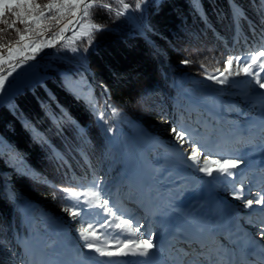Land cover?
Returning a JSON list of instances; mask_svg holds the SVG:
<instances>
[{"label": "trees", "instance_id": "trees-1", "mask_svg": "<svg viewBox=\"0 0 264 264\" xmlns=\"http://www.w3.org/2000/svg\"><path fill=\"white\" fill-rule=\"evenodd\" d=\"M141 1L123 0L125 10L120 0H91L110 6L82 14L100 30L75 42L77 53L51 59L44 80L16 93L12 106L0 105V166L11 170L9 182L0 175V264H22L23 249L32 257L66 239L62 222L77 236L83 219L65 211L74 201L62 190L116 180L126 156L137 159L120 128L162 140L201 122L206 114L185 94L228 107L198 87L234 96L232 82L209 77L245 43L264 39V0H146L136 8ZM17 39L3 24L0 50Z\"/></svg>", "mask_w": 264, "mask_h": 264}, {"label": "rangeland", "instance_id": "rangeland-1", "mask_svg": "<svg viewBox=\"0 0 264 264\" xmlns=\"http://www.w3.org/2000/svg\"><path fill=\"white\" fill-rule=\"evenodd\" d=\"M32 2L43 6L49 3L62 4L67 2L70 4L71 0H32ZM141 4L144 7L146 0H142ZM37 11H43L46 18L41 20L39 27H36L34 23L29 24L28 27L31 31L26 34V39L39 43L41 45L40 50L32 52L30 49L21 48L19 52L14 53L16 59L11 61L7 59V48L5 47L0 50L2 51L0 55H3L5 58V63L0 65V70L10 64L16 63L19 65L15 67V70L9 68L0 74L7 76L3 89H0V105L6 104L12 106L10 100L16 93L25 86H31L35 82L43 81L47 75L46 69L51 65V59L63 56L62 53L66 55L68 53H77L78 49L72 46L92 30V27H90L93 25L91 21L81 16L70 34H68L69 36L67 35L68 39H65L67 36L65 37L64 35L70 24L69 22H72L77 17L79 9L68 7L62 13L55 9L49 10L43 8ZM13 19L12 14L7 13L0 19V29L5 24L3 20L11 23ZM66 25L67 27H65ZM16 27L23 32L25 25L17 21ZM18 40L19 36L11 45H15ZM262 45H264V40L251 48L247 47L246 43L243 45L241 56H239L241 68L249 55H255L258 51H264ZM37 55H44V57L36 60H23L24 62L20 63L22 57ZM18 57L20 58L17 59ZM236 59L237 57L232 59L234 63L231 72L233 73L238 71L235 63ZM247 62L250 63V61ZM261 62H264V57H261L257 63ZM77 63L82 64L81 59ZM252 71L259 72V78L261 82H264V71H260L257 67H253ZM9 72H11V75H8ZM221 73H224V75L221 76ZM215 77L228 80L235 86L234 90L229 91L234 96L219 95L216 89L205 87L210 90L212 96L219 97L225 103L227 102L229 104L228 107L214 110L212 106L197 101L202 110L208 112L209 115L204 116L201 122L195 125L183 126L177 130V132H185V142L183 144L174 138L175 134L172 131L166 136V139L162 140H157L139 129L133 134H129L128 138L134 146L137 159L134 161L129 156H126L121 169V175L118 179L100 182L92 178L91 182L96 186L93 187L92 185L84 192L100 191L102 199L108 201V207L113 210L116 216L122 220H127L131 228L136 229L138 227L143 239H151L154 244L153 250L162 261H167L165 262L166 264L173 261L178 262V264H189L187 259L188 254L184 252L187 240L184 244L180 239L171 240L166 246L161 245L163 239L161 240V244L157 240L158 235L165 228L159 221L160 217L168 216L172 210L169 206L171 204L169 199L172 192L176 190L172 186L178 185L181 182L176 179L179 175L177 172L180 169L185 170L193 178L211 181L218 194L229 200L230 203L234 204L241 211L239 220H241L242 225L244 224V228L248 229L250 233L253 230L252 234L259 237L256 234L258 231L257 227L255 229L248 228L250 225L256 226L255 224L258 222L252 221L251 218L245 220L244 214L246 211V201L252 200L254 205L262 189L261 185L251 186V177H254V173L264 176V168L260 169L261 167H256L259 168L257 170H255L256 168H250L243 162V155L247 154L250 157H254L256 155V147L260 143L259 138L253 131L252 118L261 113L264 104V89L260 88L254 82V79L244 74L243 71H240L239 75L228 74V72L222 71L217 73ZM190 140L197 143H189L188 141ZM0 145V147L3 146V144ZM212 146L215 149L212 150ZM193 148L199 149L201 161L209 158L220 160L221 162L224 160H238L241 161L238 167L243 166L242 168L246 170L242 175L235 177L233 174L231 176L229 182L232 185L229 183L221 184L214 178L216 173L223 174L215 171L217 166H212L214 169L213 174L209 176L204 172L197 171L192 166V162L186 159L187 156L191 155ZM230 170L234 171V169ZM0 171V174L6 181L11 180L9 169H1ZM239 189H243L245 193L243 194V200L236 198L240 194ZM84 198L81 197L82 200ZM87 199L93 198L89 195ZM77 209L80 211V216L83 219L81 228H87L91 225L92 230L96 232L97 238L90 237L88 241H85L80 236V232H78L77 236H74V232L68 224H63L62 222V232L66 239L52 247L42 248L40 254L32 257L29 251L23 249L21 255L22 264H101L105 257H101L93 249L85 247L87 243L93 242L99 247H104L107 244L109 250H116L114 246L125 244L129 241L135 243L140 238L137 233L127 230V225L121 224L119 228L115 227V224L120 223V221L114 220L112 215L99 208L86 210L81 207ZM257 213L256 215L264 217V211L260 214ZM252 215L251 213L250 216ZM30 216L31 220L40 218L37 213H31ZM149 233L151 236H149ZM178 236L180 235L178 234ZM175 238L173 237V239ZM221 238L217 237L215 240L217 248L220 246ZM188 243L197 246L200 242L193 240ZM182 245H184L183 250L181 249ZM119 258L122 261L125 260V257Z\"/></svg>", "mask_w": 264, "mask_h": 264}, {"label": "bare ground", "instance_id": "bare-ground-1", "mask_svg": "<svg viewBox=\"0 0 264 264\" xmlns=\"http://www.w3.org/2000/svg\"><path fill=\"white\" fill-rule=\"evenodd\" d=\"M252 126L260 143L256 147V155L250 157L247 154H244L243 162L250 168H264V104L261 113L252 118ZM213 149H215L214 146H212V150ZM242 167L234 169L233 174L235 177L244 172L245 169ZM177 173L179 175L176 179L181 182L178 185L172 186L176 188V190L170 195L171 198L169 199V202L171 203L169 206L172 210L168 216H162L159 220L165 227L162 230L163 242L161 245H166L169 240L176 237V234L178 233L183 239H191L207 243L210 251L207 250L204 252L202 249H194L195 252L192 257L199 256L208 258L207 260L209 264H229L231 262L239 264L241 256L250 259L249 256L245 257L244 252H240V250L237 249L233 250L232 241H227V238L230 237L231 233V230L228 229V223L231 219H233L239 228H241V220H239L241 211H239L234 204L230 203L229 200L220 196L211 181L193 178L182 169L178 170ZM254 177L259 176L255 174ZM214 178H216L221 184L229 183L232 185L229 182L231 176H227L224 173H216ZM239 192L240 195L245 194L243 189H239ZM259 197H264V192H261L260 195H258V198ZM262 209H264V204H257L256 202L254 205L252 204L251 207H246L244 214L245 220L251 218L252 221L259 222L261 219H264V217L261 218L259 215H256V213L260 212ZM251 213L253 214L252 216H250ZM171 220L172 223L170 224ZM242 228L245 229L244 227ZM248 228L255 229L256 226L250 225ZM172 231H175V233ZM245 231L249 233V230L247 231V229H245ZM256 234L259 237H256L254 234V238L258 239V241H264V235H260L259 231H257ZM220 235L222 236V240L220 248L217 249L213 241L214 239H217V237H221ZM150 253V256L147 258L148 264H165L164 260L162 261L153 249L150 250ZM220 254H223V256ZM110 259L116 261L117 264H124L125 260L145 258L130 256L122 261L118 257H105L104 261ZM254 264H259V262H255Z\"/></svg>", "mask_w": 264, "mask_h": 264}, {"label": "snow or ice", "instance_id": "snow-or-ice-1", "mask_svg": "<svg viewBox=\"0 0 264 264\" xmlns=\"http://www.w3.org/2000/svg\"><path fill=\"white\" fill-rule=\"evenodd\" d=\"M120 3L122 5L123 9H127L128 5L123 3V0H120ZM82 4V0H71V3H49L47 5H39L34 4L32 0H0V19H2L7 13H11L14 19L9 24L7 20H3L5 24H8L9 28L15 29L19 36V40L15 45L6 44L2 45L3 47L7 48V59L9 61L16 59V56L14 55L15 52H19L21 48L23 49H30L32 52H36L40 50L41 45L37 43L36 41H29L26 39V34L29 33L31 30L28 27L30 23H34L36 27H39L40 22L42 19H45V14L43 11H37L40 9H49L62 13L65 8L72 7L76 9H80ZM94 7H100V8H109V5H96L95 3L89 2V3H83V15L88 16L89 15V9ZM141 3L136 4V8H140ZM117 14H122L121 12H117ZM17 21L22 22L25 25V28L23 32L16 28L15 25ZM71 23V21L69 22ZM67 27V25L65 26ZM90 27L100 30L99 25H91ZM39 35V33H37ZM264 47V45H262ZM261 57H264V51H258L255 55H249L246 58V62L244 63L243 67L241 68L240 58L237 57L235 63L237 66L238 71L235 73L231 72L232 65L234 61L232 59H228L226 61V68L225 71L228 72V74H235L239 75L240 71H243L244 74L252 77L254 79V82L259 85L260 88L264 89V82H261L259 78V72H253V67H257L260 71H264V62L257 63L260 61ZM247 61H250L248 63ZM24 61L21 60L20 63H23ZM188 61H184V63H187ZM5 63V58L3 55H0V65ZM19 65H12L10 64L9 67L12 70H15V67H18ZM8 75H11V72L8 73ZM224 73H221V76H223ZM210 79H218V77L212 76L209 77ZM7 79V76L0 75V89H3L5 80ZM219 83H224V79H218ZM172 132L175 134L174 138L178 141H180L181 144L185 142V132L179 131L177 132L176 128L172 129ZM189 143H197L195 141H188ZM206 150V149H205ZM201 153L199 149L193 148L191 155L187 156L186 159L192 162V166L196 168L197 171L204 172L207 175L211 176L213 174V165L217 166L215 168V171L218 173H224L227 176H232L233 172L230 169H235L239 166L241 161L238 160H224L221 162L220 160H214V159H204L201 161L200 159ZM96 185L94 184L93 187ZM69 202L74 201V209L75 208H81L84 209H93V208H99L102 211L107 212L108 214L112 215L114 217V220H119L120 223L115 224V227L119 228L121 224L127 225V230L137 233V235L140 237L138 239V242H131L125 244H118L114 246L116 250H109L108 245L106 244L104 247H99L93 242H89L85 245L88 249H93L96 253H98L101 257H142L145 259H136V260H125L124 264H148L147 258L150 256V250L154 248V244L152 243L151 239L145 240L142 238V235L139 233V228L136 229L131 228V225L127 220H122L120 217L116 216L115 213L111 208L108 207V201L103 200L101 197L100 191H95L91 193H77L75 191L69 190V189H63L62 190ZM91 196L93 199H87L88 196ZM81 197H85L83 200ZM237 199L243 200V195H237ZM257 204H264V197H259L256 199ZM253 204L252 200H247L245 206L251 207ZM74 209H65V211L69 212V215L73 218L78 217L81 215L79 211H76ZM264 211V209H262ZM250 223H253L252 221H249ZM256 227L260 233V235H264V219H261L257 224ZM80 236L83 240L88 241L90 237L97 238L95 230H92V226L89 225L87 228L82 227L79 229ZM149 236L151 234L149 233ZM101 264H117L114 260H108L103 261Z\"/></svg>", "mask_w": 264, "mask_h": 264}, {"label": "water", "instance_id": "water-1", "mask_svg": "<svg viewBox=\"0 0 264 264\" xmlns=\"http://www.w3.org/2000/svg\"><path fill=\"white\" fill-rule=\"evenodd\" d=\"M91 2V0H84L81 4V8L79 9V13L77 15V17L68 25L66 32H65V37L71 32V30L75 27L76 23L79 21L80 17L83 14V3H89ZM136 26H138V23L135 21V19L133 18V16L128 13V12H123ZM44 57V55H37V56H25L22 57L21 60H36L39 58ZM16 63H14L13 65H15ZM10 67L6 66L5 68H3L2 70H0V74L4 73L5 71H7Z\"/></svg>", "mask_w": 264, "mask_h": 264}]
</instances>
